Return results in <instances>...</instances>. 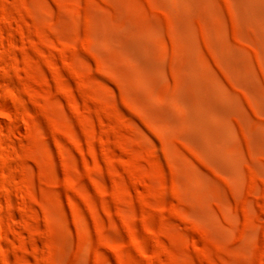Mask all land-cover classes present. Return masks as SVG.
I'll return each instance as SVG.
<instances>
[{
	"label": "rangeland",
	"instance_id": "1",
	"mask_svg": "<svg viewBox=\"0 0 264 264\" xmlns=\"http://www.w3.org/2000/svg\"><path fill=\"white\" fill-rule=\"evenodd\" d=\"M0 264H264V0H0Z\"/></svg>",
	"mask_w": 264,
	"mask_h": 264
}]
</instances>
